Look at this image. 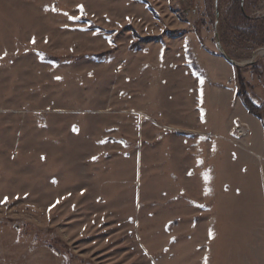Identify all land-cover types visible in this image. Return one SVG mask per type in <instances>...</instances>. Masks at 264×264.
<instances>
[{
    "label": "rangeland",
    "instance_id": "obj_1",
    "mask_svg": "<svg viewBox=\"0 0 264 264\" xmlns=\"http://www.w3.org/2000/svg\"><path fill=\"white\" fill-rule=\"evenodd\" d=\"M236 2L0 0V264H264L232 78L264 106V0Z\"/></svg>",
    "mask_w": 264,
    "mask_h": 264
},
{
    "label": "trees",
    "instance_id": "obj_2",
    "mask_svg": "<svg viewBox=\"0 0 264 264\" xmlns=\"http://www.w3.org/2000/svg\"><path fill=\"white\" fill-rule=\"evenodd\" d=\"M235 2H236V0H233L234 4H235ZM236 4H237L238 9H239V15H241V17H242V19L244 21L248 22L249 20H248L247 14H246V10L245 9L243 10L242 6H241L242 0H237ZM244 8H245V5H244ZM87 27L89 29L93 28L91 23H89ZM255 31H256L255 29L251 28V29H247V30H244V31L243 30H239V33H242L243 38L252 39L254 37V35H255V33H254ZM50 60L54 64H57V65L59 63H61V60L59 58H56V57L51 58ZM235 73H236V76H237L236 78L238 80V85H237L238 95H239V98H240V100L242 102V105L244 106V108L247 110V112L249 114H251V115L255 116L256 118H258L259 120H261L263 128H264V117L261 115L262 112L264 113V106L263 107L257 106L252 101L250 96L248 95L247 90H246V84H245L246 81L244 80V77L242 76V71L239 68L235 67Z\"/></svg>",
    "mask_w": 264,
    "mask_h": 264
},
{
    "label": "crops",
    "instance_id": "obj_3",
    "mask_svg": "<svg viewBox=\"0 0 264 264\" xmlns=\"http://www.w3.org/2000/svg\"><path fill=\"white\" fill-rule=\"evenodd\" d=\"M219 60V59H218ZM232 78L234 79H236V73H235V70H233V74H232ZM218 95H220V94H217V98H218V104L217 105H219L220 104V102L222 101L221 100V98H220V96H218ZM237 95H238V88H237ZM232 98H233V96H231V100H232ZM238 99H239V102H241V100H240V98H239V95H238ZM212 105V104H211ZM213 106V105H212ZM244 107V106H243ZM209 108H211V107H209ZM223 109V106H221V108H220V110H222ZM207 112H208V110H207ZM223 112V111H222ZM222 112H221V114H222ZM208 115H207V117H208V119H210L211 118V115H212V111L211 112H209V113H207ZM234 116H236V115H234ZM243 116L245 117V114H243ZM242 116V117H243ZM247 116V115H246ZM224 117V116H223ZM251 117V116H250ZM235 118V117H234ZM233 118V119H234ZM256 118V117H255ZM217 119V118H216ZM244 119V118H243ZM214 118L212 119V120H208V121H213L214 122ZM232 121V120H231ZM259 124H260V127L262 126V128H261V135H262V141H263V147H264V128H263V125H262V122L261 121H259ZM208 128V130H209V132L211 133V131H210V129H215V130H221V132H224V134H225V130H226V128H228V125H226V124H221L220 125V123H218V121L216 120L215 122H214V124H209L208 126H207ZM226 132H227V130H226ZM212 134V133H211ZM223 136V135H222Z\"/></svg>",
    "mask_w": 264,
    "mask_h": 264
},
{
    "label": "built area",
    "instance_id": "obj_4",
    "mask_svg": "<svg viewBox=\"0 0 264 264\" xmlns=\"http://www.w3.org/2000/svg\"><path fill=\"white\" fill-rule=\"evenodd\" d=\"M246 129L244 127V124H242L239 121L234 122L233 130L231 131V135L235 138H241L242 136H246Z\"/></svg>",
    "mask_w": 264,
    "mask_h": 264
},
{
    "label": "water",
    "instance_id": "obj_5",
    "mask_svg": "<svg viewBox=\"0 0 264 264\" xmlns=\"http://www.w3.org/2000/svg\"><path fill=\"white\" fill-rule=\"evenodd\" d=\"M244 5H245V0H242V4H241V6H242V9H243V10L245 9V8H244ZM216 10H217V15L219 16V10H218V6H217V1H216ZM228 59H229L230 62L233 63V60H232L231 58L228 57Z\"/></svg>",
    "mask_w": 264,
    "mask_h": 264
},
{
    "label": "bare ground",
    "instance_id": "obj_6",
    "mask_svg": "<svg viewBox=\"0 0 264 264\" xmlns=\"http://www.w3.org/2000/svg\"><path fill=\"white\" fill-rule=\"evenodd\" d=\"M261 55V54H260Z\"/></svg>",
    "mask_w": 264,
    "mask_h": 264
},
{
    "label": "flooded vegetation",
    "instance_id": "obj_7",
    "mask_svg": "<svg viewBox=\"0 0 264 264\" xmlns=\"http://www.w3.org/2000/svg\"><path fill=\"white\" fill-rule=\"evenodd\" d=\"M237 68V67H236Z\"/></svg>",
    "mask_w": 264,
    "mask_h": 264
}]
</instances>
